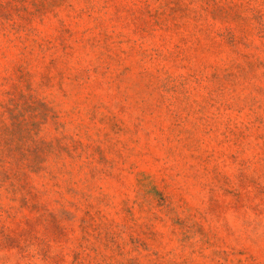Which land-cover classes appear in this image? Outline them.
Instances as JSON below:
<instances>
[{
    "label": "rangeland",
    "instance_id": "rangeland-1",
    "mask_svg": "<svg viewBox=\"0 0 264 264\" xmlns=\"http://www.w3.org/2000/svg\"><path fill=\"white\" fill-rule=\"evenodd\" d=\"M0 264H264V0H0Z\"/></svg>",
    "mask_w": 264,
    "mask_h": 264
}]
</instances>
